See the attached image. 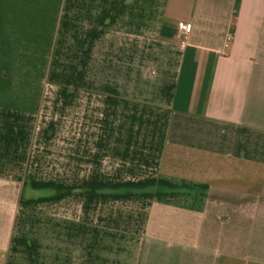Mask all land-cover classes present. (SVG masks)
<instances>
[{"label":"crops","instance_id":"obj_1","mask_svg":"<svg viewBox=\"0 0 264 264\" xmlns=\"http://www.w3.org/2000/svg\"><path fill=\"white\" fill-rule=\"evenodd\" d=\"M0 264H264V0H0Z\"/></svg>","mask_w":264,"mask_h":264},{"label":"built area","instance_id":"obj_2","mask_svg":"<svg viewBox=\"0 0 264 264\" xmlns=\"http://www.w3.org/2000/svg\"><path fill=\"white\" fill-rule=\"evenodd\" d=\"M178 28H179V36L181 38V42L186 43L188 34L191 29V24L188 22H180Z\"/></svg>","mask_w":264,"mask_h":264}]
</instances>
